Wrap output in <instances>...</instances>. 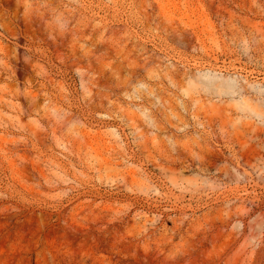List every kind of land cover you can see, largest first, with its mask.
<instances>
[{
    "label": "rangeland",
    "instance_id": "1",
    "mask_svg": "<svg viewBox=\"0 0 264 264\" xmlns=\"http://www.w3.org/2000/svg\"><path fill=\"white\" fill-rule=\"evenodd\" d=\"M0 264H264V0H0Z\"/></svg>",
    "mask_w": 264,
    "mask_h": 264
}]
</instances>
